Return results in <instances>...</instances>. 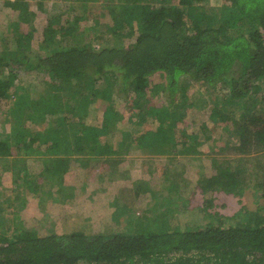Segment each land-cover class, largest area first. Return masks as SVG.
Returning <instances> with one entry per match:
<instances>
[{
    "label": "trees",
    "instance_id": "trees-1",
    "mask_svg": "<svg viewBox=\"0 0 264 264\" xmlns=\"http://www.w3.org/2000/svg\"><path fill=\"white\" fill-rule=\"evenodd\" d=\"M72 1H62L59 9H69ZM76 1L86 8L90 0ZM168 1L123 4L121 14L130 19L135 14H147V18H142L132 33L125 34L124 27L113 31L104 27L96 36L101 43L98 47L75 31L63 33L50 26L46 35L51 42L44 43L43 34L40 47L34 48V31L1 29L0 40L11 38V45L9 54L0 51V116L11 119L12 137L11 144L0 139V153L10 146L17 153L28 151L43 138L45 121L55 126V147L49 148L53 151H112L122 128L114 105L105 110L95 106L101 93L96 84L102 81L107 82L102 91L107 97L117 95L126 100L132 90L139 93L141 107L146 109L134 125L139 132L136 147L151 145L157 151L159 147L165 150L166 145L178 144L180 136L187 138V147L192 149L198 142L191 139L199 141L202 135L197 122L204 117L202 130L207 121L224 122L233 128L227 149L264 151V0H216L211 6L206 0H187L180 6ZM4 3L15 8L16 16L31 19L28 0ZM50 9L56 12L52 4ZM43 47L47 49L45 54L40 52ZM6 63L11 71L7 81ZM22 66L26 71L42 72L34 93L43 90L40 105L44 113L21 121L9 101L17 91L26 89L15 73ZM152 80L156 85L150 89L151 99L161 101L158 106L145 103ZM189 80L207 83L205 91L213 97L211 107L208 95L200 96L205 108L197 115L194 112L198 106L187 103L192 85ZM163 91L167 105L161 96ZM175 101L180 103L173 105ZM150 118L152 125L146 127L144 122ZM106 135H114L115 143L101 138ZM64 136L68 142L59 140ZM261 166L254 186L264 189V163ZM22 170L19 167L18 174ZM223 189L235 191L228 184ZM256 252H264V204L239 220H209L185 229L159 224L136 232L54 231L32 239L0 235V264H264L254 255Z\"/></svg>",
    "mask_w": 264,
    "mask_h": 264
},
{
    "label": "rangeland",
    "instance_id": "rangeland-1",
    "mask_svg": "<svg viewBox=\"0 0 264 264\" xmlns=\"http://www.w3.org/2000/svg\"><path fill=\"white\" fill-rule=\"evenodd\" d=\"M5 1L0 0L4 12L0 15V30L34 31L32 36L34 48L40 47V38L43 34L46 36L44 43L51 42L52 39L46 35V32L51 31L48 28L50 26L63 33L75 31L98 47L101 43L96 36L98 32L104 30V27L109 31L124 27L125 34L127 31L132 33L140 20L147 18V14L140 16L135 14L131 19L121 14L123 4L169 2L168 0H90L85 8L73 0V5L69 9H59L60 3L64 0H28L30 2L28 10L32 14L31 19L27 21L16 16L13 11L15 8L4 3ZM171 1L178 6L187 2V0ZM205 3L211 6L217 1L206 0ZM51 4L52 10L57 13L51 12ZM49 15L53 16V20H49ZM101 22H104L101 28L93 29ZM10 39L0 40V51L5 52L6 55L10 51ZM46 50L43 47L40 52L45 54ZM15 70L18 74L17 78L22 80L19 84L26 89L17 91L9 104L18 110L19 120H25L28 116L35 119L44 113V108L40 105L43 90L34 93L42 72L26 71L23 66ZM7 74H11V71L7 69L6 63L4 73L6 81ZM155 82V80L148 82L149 89L145 103L158 106L162 102L155 100L154 97L152 100L150 93V89L156 85ZM189 83L192 85L188 88L187 103L189 105L191 102L194 103V107L198 106L195 115L200 114L199 112L205 108L199 100L202 94L208 95L211 107L214 105L212 94L205 91L208 87L207 83L203 85L202 81L194 80H189ZM96 87L99 89L98 93H101L95 106L105 110L114 105L119 111L116 119L122 128L119 142H122L123 146L118 143L116 147L111 148L112 151L104 148L100 154H73L63 151L59 154L49 149L55 147L57 134L55 126L45 121L41 128L43 138L39 139L40 136L34 144V146L39 144L35 147L36 154L35 152L30 155L19 153L20 156H17L15 149L8 147V151L0 153V235L4 237L19 235L22 238L32 239L38 234L55 230L136 232L146 231L148 225L159 224L165 227L178 225L181 229H185L189 226L202 225L209 220H214L216 223L224 220H239L248 211L256 209L259 204H264V189L254 186L256 173L263 170L261 164L264 163V151L248 153L227 149L233 129L229 125L220 121L213 123L207 121L205 125L203 124L202 130L201 121L204 120L202 117L197 122V130L202 132V135L199 133V141L194 137V140L191 139L192 142H198L192 149L187 147V138L180 136L178 144L166 145L165 150L159 147L160 153L151 145L144 148L136 147L139 132L135 131L134 125L141 119L146 109L145 106L141 107L139 93L136 89L132 90L125 100L124 97L119 99L117 95L105 96L102 93L107 87L105 81L97 83ZM161 96L164 98L162 101L167 105L168 97L165 96L164 91ZM179 103L175 101L173 105ZM2 112L3 107L0 106V114ZM84 113H87V110H84ZM90 114L92 116V113ZM185 119L188 120V115ZM10 120L7 115L0 116V139L9 144L11 139L6 138L11 134ZM151 121V118L145 121V126L152 125ZM142 126L144 128V125ZM101 138L115 143L116 137L106 135ZM59 140L68 142L69 138L64 136ZM75 160L81 166L76 165ZM19 167L23 169L20 174L17 171ZM241 176H244V179ZM226 184L235 191L228 192L223 189ZM8 185L11 186L7 187ZM80 191L85 192V197L90 196L84 202H77L75 197ZM49 198L52 200L50 207L45 202V199ZM73 199L75 200L72 201ZM28 201L32 202V206L36 205V203L33 205L35 201L39 202L41 207L47 206L46 211H50L53 207V217L57 216L55 208L62 209L63 214L67 210V214L65 218L62 214L61 218L64 219L56 227L48 222L31 223L29 219L23 221L20 217L25 216L29 207ZM35 212H38V209ZM58 213L61 215V212ZM257 259L261 260L262 256L259 255Z\"/></svg>",
    "mask_w": 264,
    "mask_h": 264
},
{
    "label": "crops",
    "instance_id": "crops-1",
    "mask_svg": "<svg viewBox=\"0 0 264 264\" xmlns=\"http://www.w3.org/2000/svg\"><path fill=\"white\" fill-rule=\"evenodd\" d=\"M11 137H12V133L11 134H9V136H7V138L6 139H11ZM120 140H121V138H120ZM11 142V141H10ZM118 143L120 144V146H123V143L121 142H119L118 141ZM37 146H39V144H37L36 146H34L33 145V147H31L30 149H28V151H23V153L24 154H27V155H30L32 152H35V151H37L36 150V148L35 147H37ZM12 149V148H11ZM39 150H40V148H39ZM42 150V149H41ZM119 151L121 152V150L119 149ZM155 151H157L156 149H155ZM158 153H160L159 151H157ZM252 152H254V151H252ZM3 153V152H2ZM37 152H35V154H36ZM59 154H61L62 152H58ZM113 153V152H112ZM248 153H251V152H248ZM19 153H17V156H20V155H18ZM20 154H22V153H20ZM24 156V155H23ZM77 157H81V156H77ZM75 162V164L76 165H80V164H78V162L75 160L74 161ZM81 166V165H80ZM81 169V168H80ZM243 179H244V176H241ZM127 181H129V182H131L130 180H127ZM248 181H249V178H248ZM12 186H13V184H11ZM11 185H8L7 187H10ZM244 192H245V190H244ZM85 192L84 191H80V192H77L76 194H75V197L77 198V202L78 201H82V202H84L88 197H90V196H86L85 197ZM101 195H102V193H101ZM100 195V196H101ZM75 199H73L72 201H74ZM51 198H49L48 200H46L45 199V202L46 203H48V207H50V205H51ZM29 202H31V201H28L27 202V204H28V210H29V208H30V211L28 212V210H27V212H26V214H25V216H23V217H20L21 218V220H23V221H27L28 219L30 220V222L31 223H37V222H48L49 224H51V226H54L55 225V227H56V225H58V224H60L59 222L61 221V220H63L64 218H65V216H66V214H67V210H66V212H65V214H63V212H62V209H59L58 210V208H55L56 209V211H57V216H55V217H53L52 216V214H53V212H52V210H54V208L53 207H51V210L49 211H46V208H48L47 206L45 207H41L40 206V204H39V202H33V205L36 203V205H34V206H32V202H31V204L29 203ZM38 204V205H37ZM71 205H72V203H71ZM53 206V205H52ZM37 209H38V212H35V211H37ZM33 212V213H32ZM58 212H61V215H59V213ZM158 212V211H157ZM64 215V218L62 219L61 217ZM88 213H86V215H87ZM26 217H28V218H26ZM28 224V223H27ZM50 232H54V231H50ZM55 232H61V231H59V230H55ZM39 235V234H38Z\"/></svg>",
    "mask_w": 264,
    "mask_h": 264
},
{
    "label": "built area",
    "instance_id": "built-area-1",
    "mask_svg": "<svg viewBox=\"0 0 264 264\" xmlns=\"http://www.w3.org/2000/svg\"><path fill=\"white\" fill-rule=\"evenodd\" d=\"M258 254L262 256V259H261V260L264 261V252H256L254 255H255L256 257H258V256H259Z\"/></svg>",
    "mask_w": 264,
    "mask_h": 264
}]
</instances>
